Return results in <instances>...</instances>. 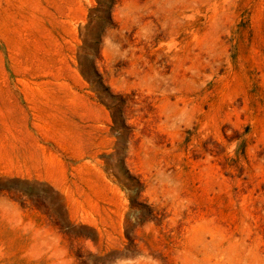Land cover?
<instances>
[{
	"label": "rangeland",
	"instance_id": "374dc122",
	"mask_svg": "<svg viewBox=\"0 0 264 264\" xmlns=\"http://www.w3.org/2000/svg\"><path fill=\"white\" fill-rule=\"evenodd\" d=\"M96 5L0 0V264H264V0Z\"/></svg>",
	"mask_w": 264,
	"mask_h": 264
},
{
	"label": "trees",
	"instance_id": "16d2710c",
	"mask_svg": "<svg viewBox=\"0 0 264 264\" xmlns=\"http://www.w3.org/2000/svg\"><path fill=\"white\" fill-rule=\"evenodd\" d=\"M118 0H96L97 5L89 14V23L95 20H103L104 17L112 19L113 8ZM82 74L84 72L82 71Z\"/></svg>",
	"mask_w": 264,
	"mask_h": 264
},
{
	"label": "crops",
	"instance_id": "0c3cea01",
	"mask_svg": "<svg viewBox=\"0 0 264 264\" xmlns=\"http://www.w3.org/2000/svg\"><path fill=\"white\" fill-rule=\"evenodd\" d=\"M36 133H40L41 136H34L33 135L32 137L27 138L28 141L31 140L34 144H41V145H43L49 141V138L47 136H43V134H44L43 132H36ZM43 149H45L44 146H43ZM32 157H34V156L32 155Z\"/></svg>",
	"mask_w": 264,
	"mask_h": 264
}]
</instances>
